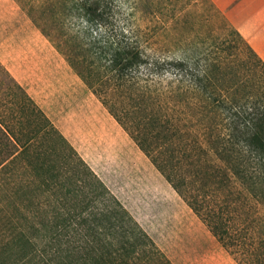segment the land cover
<instances>
[{"label": "trees", "instance_id": "1", "mask_svg": "<svg viewBox=\"0 0 264 264\" xmlns=\"http://www.w3.org/2000/svg\"><path fill=\"white\" fill-rule=\"evenodd\" d=\"M74 7L89 25L63 49L72 67L236 261L264 264V29L245 37L232 27L203 48L195 44L184 56H164L148 51L127 23L116 26L109 1L78 0ZM230 12L236 19V9ZM39 110L46 123L29 129L25 140L9 129L22 148L0 161V173L24 155L51 154L52 148L38 151L35 140L53 132L78 154ZM78 156L98 188L86 191L73 175L63 177L67 165L73 170L68 159L60 171L49 159L28 158L43 190L63 197L64 208L50 227L40 221L31 233L15 228L13 239L25 244L20 259L28 264L39 250L35 238L50 237L40 264H175ZM97 195H108L112 204L87 210ZM72 222L85 243L57 240Z\"/></svg>", "mask_w": 264, "mask_h": 264}, {"label": "rangeland", "instance_id": "2", "mask_svg": "<svg viewBox=\"0 0 264 264\" xmlns=\"http://www.w3.org/2000/svg\"><path fill=\"white\" fill-rule=\"evenodd\" d=\"M108 1L111 19L116 26L127 23L148 51H157L164 56H184L195 44L203 48L214 38L220 40L232 27L238 28L245 37L264 29V0H101V3ZM77 2L0 0V112L5 119L0 120V161H4L13 150L22 148L12 138L9 129H15L25 140L29 129L46 123L41 108L93 171L88 157L97 156L108 165L105 157L116 150L117 156L111 155L112 160L120 162L121 168L127 167L128 160L133 161L137 179L142 162L149 159V204L139 202L136 205L140 220L129 211L175 264H239L67 60L63 49L69 46V41L71 44L75 40V33H79L76 40H80L89 25L74 7ZM231 8L237 11L236 19ZM206 37L207 43L204 42ZM46 84L59 86L55 89L57 97L50 89L44 90ZM36 95L42 96L43 101L37 100ZM59 97L67 101L69 106L66 109L60 107ZM85 105L91 113L89 117L93 115L95 127L84 131L77 126L79 113L76 108ZM46 109L57 115L58 124ZM46 125L50 126L48 122ZM98 131H102V140L109 132L110 142L98 147L94 143L98 139L90 137ZM35 142L38 151L52 148L51 154L45 152L41 158L24 155L0 173V264H25V258L20 259L25 244L22 240H14V234L21 227L31 233L35 228L32 225H42V221L50 227L55 222V211L64 208L63 197H56L53 189L43 190L42 175L36 174L35 164H29V157L36 162L49 159L58 164V168L61 166L60 171L68 159L73 170L71 172L67 165L63 177L73 175L79 188L80 184H85L83 189L86 191L99 185L91 173H85L89 169L57 133L40 136ZM2 176L6 179L3 180ZM80 192L82 194L77 189V193ZM137 192L134 198L141 201L146 191L141 188ZM72 197V201H79L80 196ZM109 204L112 203L108 195H97L87 210L106 208ZM75 226L76 223L72 222L69 233L60 234L57 240L85 243L86 237L77 232ZM35 239L39 240V250L28 264H40V259L45 257L43 248L50 237L43 238V241L39 237Z\"/></svg>", "mask_w": 264, "mask_h": 264}, {"label": "crops", "instance_id": "3", "mask_svg": "<svg viewBox=\"0 0 264 264\" xmlns=\"http://www.w3.org/2000/svg\"><path fill=\"white\" fill-rule=\"evenodd\" d=\"M58 87L59 86L56 84H52V85L46 84V86H44V88H45L44 90L50 89L49 91L54 92V97H57L56 90ZM42 92H43V90H42ZM55 92H56V94H55ZM36 98L39 101H43V98L40 95H36ZM64 99L65 98H63V97H59V99H58L59 105L62 109H66L67 105H68V103H66L67 101H65ZM75 108H76V106H75ZM46 110H47V113L58 124L59 118L57 117V115L55 113L51 112L50 109H46ZM76 110H77V113H79V117L77 119V126L80 130L85 131L88 128L90 129V128L95 127V125H93V115H92V117H89L91 113L87 110L86 105L83 106L82 108H78V109L76 108ZM101 132L102 131H98V132H96V134L94 132H93L94 133L93 135L90 134V137H92V138L94 137L95 139H98L96 142L94 141V143L97 146L99 144L103 145V143H105L107 141L110 142V140H111L110 136H109V132H106L107 135L105 134L106 137H104L102 140V138H100ZM114 151H115V153H114L115 156H117L116 150H114ZM84 152H85V155H88L87 151H84ZM114 154H110V155L108 154L105 157L106 161L109 163L108 165H106L103 162L102 158H98L97 156H95L93 158H91V156H90V157H88V160H89L90 164L93 166V168L95 169V171L103 179V181L113 190V192L125 204V206L131 212H133L137 216V218L140 220V216L138 215V212H137L138 210H137L136 205L139 202L147 205V204H149V200H150V195H149L150 188L148 186L149 183L151 182V180L148 177L150 166H151L150 161H149V159H145L142 162V166L140 167L139 171H137V172H139L138 173L139 175L136 179L134 176L135 175L134 174L135 163L133 161L128 160V163L126 165L127 167L124 166V168H121L122 165L120 162H118L116 159L112 160L111 155H114ZM141 188L143 191H146V195L145 196L142 195L141 201H139V200L137 201L134 197H135L136 193L137 194L139 193V192H137V190L141 189Z\"/></svg>", "mask_w": 264, "mask_h": 264}, {"label": "clouds", "instance_id": "4", "mask_svg": "<svg viewBox=\"0 0 264 264\" xmlns=\"http://www.w3.org/2000/svg\"><path fill=\"white\" fill-rule=\"evenodd\" d=\"M85 25H86V22H85Z\"/></svg>", "mask_w": 264, "mask_h": 264}]
</instances>
